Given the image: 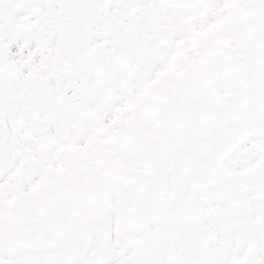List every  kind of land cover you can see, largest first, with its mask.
I'll use <instances>...</instances> for the list:
<instances>
[{
    "label": "snow or ice",
    "instance_id": "1",
    "mask_svg": "<svg viewBox=\"0 0 264 264\" xmlns=\"http://www.w3.org/2000/svg\"><path fill=\"white\" fill-rule=\"evenodd\" d=\"M0 264H264V0H0Z\"/></svg>",
    "mask_w": 264,
    "mask_h": 264
}]
</instances>
